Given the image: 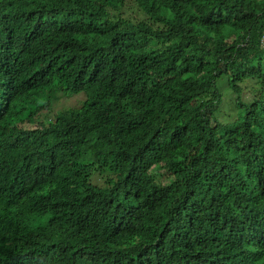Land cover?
<instances>
[{
    "label": "trees",
    "instance_id": "16d2710c",
    "mask_svg": "<svg viewBox=\"0 0 264 264\" xmlns=\"http://www.w3.org/2000/svg\"><path fill=\"white\" fill-rule=\"evenodd\" d=\"M263 41L264 0H0V264H264Z\"/></svg>",
    "mask_w": 264,
    "mask_h": 264
},
{
    "label": "rangeland",
    "instance_id": "374dc122",
    "mask_svg": "<svg viewBox=\"0 0 264 264\" xmlns=\"http://www.w3.org/2000/svg\"><path fill=\"white\" fill-rule=\"evenodd\" d=\"M219 85L221 86L222 93L224 94L225 97L229 95V86L227 83L226 78H223L220 80ZM230 96L231 93H230ZM86 100L85 93H75V92H69V91H63V90H54V89H47L41 99L40 103H44L45 107L40 111V116L38 117V120L40 122H48L49 120H52L55 118L57 114H60L66 110L73 109V108H78L80 107L84 101ZM233 101V99H232ZM226 102L229 103L228 108L224 109L222 111V114L228 115V113H231L230 116H228L227 119H232L231 117L234 115V108L235 104L230 102V100L226 99ZM25 126L32 127L33 122L28 121L26 122ZM163 172L161 168L155 167L154 168V173L157 175V177H160V174ZM96 180L99 183L104 182V178L102 175H97Z\"/></svg>",
    "mask_w": 264,
    "mask_h": 264
},
{
    "label": "clouds",
    "instance_id": "9594fccd",
    "mask_svg": "<svg viewBox=\"0 0 264 264\" xmlns=\"http://www.w3.org/2000/svg\"><path fill=\"white\" fill-rule=\"evenodd\" d=\"M261 47L264 49L263 43H261Z\"/></svg>",
    "mask_w": 264,
    "mask_h": 264
},
{
    "label": "built area",
    "instance_id": "2783aa9c",
    "mask_svg": "<svg viewBox=\"0 0 264 264\" xmlns=\"http://www.w3.org/2000/svg\"><path fill=\"white\" fill-rule=\"evenodd\" d=\"M262 43H263V46H264V41Z\"/></svg>",
    "mask_w": 264,
    "mask_h": 264
}]
</instances>
